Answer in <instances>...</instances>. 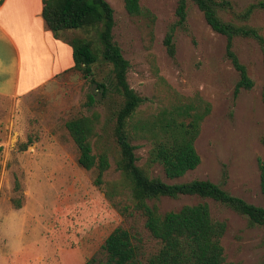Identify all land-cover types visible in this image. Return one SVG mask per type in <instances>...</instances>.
Here are the masks:
<instances>
[{
  "label": "rangeland",
  "instance_id": "obj_1",
  "mask_svg": "<svg viewBox=\"0 0 264 264\" xmlns=\"http://www.w3.org/2000/svg\"><path fill=\"white\" fill-rule=\"evenodd\" d=\"M107 1L113 8V40L129 62L127 81L144 98L128 123L136 164L167 183L210 180L264 207L258 167L264 157V63L259 44L248 37L233 40L253 80L251 88L234 96L239 74L226 57V37L209 26L191 0L183 23L177 22V0H139L144 10L140 15H130L123 0ZM257 1L230 0L232 9L218 13L224 20L256 27L264 36V9L254 8L246 19L240 16ZM168 32L173 56L164 43ZM59 37L89 40L98 54L93 77L109 85L111 65L102 58L96 28L66 30ZM88 95L94 97L91 105L86 103ZM121 103L114 91L102 97L95 83L74 67L23 95H0V264H84L91 257L103 261L101 245L116 227L132 235L139 264H146L158 250L159 241L134 207L132 183L118 166L121 154L114 131ZM206 103L209 110L194 140L199 164L180 177H166L159 163L148 161L150 140L135 137L132 126L167 116L176 106L191 104L203 110ZM83 115H95L92 152L105 153L109 161L101 184L95 182L96 168L78 163L79 151L65 127L67 120ZM146 202L160 213L206 202L212 219L225 223L220 243L226 261L264 264V226L250 225L232 208L198 195H163Z\"/></svg>",
  "mask_w": 264,
  "mask_h": 264
},
{
  "label": "trees",
  "instance_id": "obj_2",
  "mask_svg": "<svg viewBox=\"0 0 264 264\" xmlns=\"http://www.w3.org/2000/svg\"><path fill=\"white\" fill-rule=\"evenodd\" d=\"M203 13L209 26L226 37L225 54L239 74L234 87V96L243 88L253 86V80L247 73L246 66L239 60L233 49L235 37L254 39L262 52L264 63V36L256 27L224 20L218 13L220 9L231 10L230 0H191ZM130 15H140L143 8L139 0H123ZM42 17L46 27L54 37L66 30L85 27L96 28L101 44V55L111 65L108 84L96 82L93 65L98 61V54L89 40L73 38L66 42L72 48L73 66L85 78L95 83L102 97L109 92H116L122 103L116 110L115 137L120 149L119 168L132 183L134 207L144 216V225L156 238L160 246L150 255L146 264H232L226 261L220 238L225 231V223L212 219L206 202L185 204L178 210L160 213L156 206L146 200L159 196L177 197L179 195H198L212 198L244 215L250 225L264 226V207L247 202L232 195L219 184L207 179H192L185 182L167 183L159 177L150 176L147 170L136 164L135 145L130 142L132 133L128 123L133 118L136 108L144 101L127 81L128 60L123 56L120 46L113 40V8L107 0H42ZM254 8L264 9V0L249 4L241 12L247 18ZM187 14V0H177L176 15L178 23H183ZM164 43L170 56L174 55L172 32L165 36ZM264 101V94H263ZM94 102L93 95H88L87 104ZM175 112L161 116L153 121L138 126L131 131L138 137H146L151 142L149 163H159L166 177L173 179L194 169L200 162L194 140L199 132V124L208 113L206 103L203 110L191 104L175 107ZM173 110V111H174ZM95 115L78 116L66 121L65 127L78 151V163L86 168H96L95 182L101 184L103 172L109 167L105 153L95 155L92 152L90 138L94 131ZM153 130H156L154 132ZM142 133V134H140ZM260 189L264 197V157L258 159ZM105 259L91 257L84 264H139L137 247L130 232L122 227L114 228L101 245Z\"/></svg>",
  "mask_w": 264,
  "mask_h": 264
},
{
  "label": "crops",
  "instance_id": "obj_3",
  "mask_svg": "<svg viewBox=\"0 0 264 264\" xmlns=\"http://www.w3.org/2000/svg\"><path fill=\"white\" fill-rule=\"evenodd\" d=\"M42 5L0 0V95H23L73 66L71 46L47 29Z\"/></svg>",
  "mask_w": 264,
  "mask_h": 264
}]
</instances>
